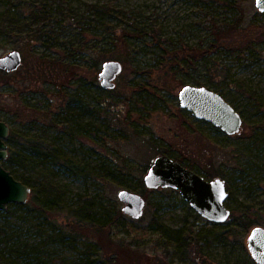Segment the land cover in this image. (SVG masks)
I'll return each instance as SVG.
<instances>
[{"label":"rangeland","instance_id":"374dc122","mask_svg":"<svg viewBox=\"0 0 264 264\" xmlns=\"http://www.w3.org/2000/svg\"><path fill=\"white\" fill-rule=\"evenodd\" d=\"M6 1L1 0L0 13L8 8ZM20 1L15 0L21 18L31 23L33 30L53 29L55 39H47L53 43L48 48L26 33L18 43L0 38V57L18 51L23 60L16 73L0 80V121L16 131L55 141L85 165L86 173L74 176L54 167L43 177L45 172L34 164H28L25 169L14 168L13 176L20 179L25 176L31 186L38 187L39 199L52 196L43 190L48 181L61 185L65 193L55 205L43 208L36 205L30 211L12 208L13 215L7 219L0 217L2 247L5 242L27 247L44 243L41 259L48 264L78 262L85 249L83 239L70 242L64 236L60 237L63 243L54 241L48 245L45 241L48 237L56 239L59 228L64 231L70 226L71 212L82 204L83 197L94 199L93 214L96 219L104 220V215L115 209L122 212L118 192L127 189L146 195L142 218L133 220L123 214L130 227H115L112 233L102 231L103 235L91 229L83 231L86 238L102 245L104 253L114 257L117 264H256L247 244L255 227L244 238H238L234 247L217 243L214 236L223 228L212 229L207 220L196 218L197 213L178 191L151 190L144 184L153 159L159 151L167 149L171 158L184 159L203 177L220 169L230 187L226 206L231 210L241 208L237 214L252 207L253 212L264 217V53L239 61L233 50L239 49V43H246L247 35L254 38L264 33V13L257 9L256 0L244 4V24L248 28H243V38H233L230 45L226 42L220 52L210 57L211 62L224 69L225 78L209 74L203 62H191L187 58L190 54L179 51L186 45L205 48L212 43L210 16L235 20V13L216 4L211 6L209 0ZM89 5L111 6L129 15L124 20L105 18L96 15ZM33 10L49 11L50 25L42 17L31 22ZM254 17L258 20L247 25ZM106 23L110 24L109 28ZM127 25L139 28L137 34L129 37L131 47L120 39ZM256 46L262 48L259 43ZM107 50L114 53L115 58L110 60L121 62L123 72L116 80V88L103 92L98 76L103 63L109 60ZM176 54L188 61L182 72H175ZM231 80L243 82L247 94L233 90L229 85ZM201 84L221 92L242 115L244 123L238 135L227 136L180 107L181 89ZM73 95H78L80 101L71 107L103 112L99 116L70 113L68 126L63 127L65 116L59 107ZM50 119L57 126L49 125V128ZM114 164L130 169L131 174L125 175L122 183L99 177L103 165L112 168ZM156 217L165 227L161 235L149 231ZM52 226L56 229L54 234ZM190 227L207 237L200 242V247L205 246L200 254L195 247L190 249L192 258L184 256L183 250L173 249L179 240L174 231L184 229L189 233Z\"/></svg>","mask_w":264,"mask_h":264},{"label":"trees","instance_id":"16d2710c","mask_svg":"<svg viewBox=\"0 0 264 264\" xmlns=\"http://www.w3.org/2000/svg\"><path fill=\"white\" fill-rule=\"evenodd\" d=\"M249 0H209L210 5L213 6L214 4L222 7L224 10L228 12L235 13V20H219L215 16H210L209 22V29L212 36V43H210L207 47H191L190 45H186L185 48L179 49V51L183 52V54H190L191 62H203L204 66L207 68V72L209 74H213L216 78L218 76H224L225 73L224 69L218 65L216 62H211L212 59L210 57L216 53L220 52L226 44L229 43L235 37L243 38L245 28V15L246 10L244 9V4ZM1 2V0H0ZM21 1L19 0V3ZM6 3L9 5L4 11L0 13V38H9L13 39L15 42H19L21 38H23V34L26 33L27 36H32L36 40L40 41L44 46L51 47L53 43H48L49 39H55L53 34V29L50 28L49 31L44 30L45 27L42 28L41 31L33 30L32 24L28 23V21L21 18V13L17 11L19 9V3H16L15 0H7ZM17 8V9H16ZM90 9L95 10L96 15L100 14L103 15L105 18L110 17L114 19H121L124 20L129 13L123 10H117L111 6H98V5H89ZM43 14V15H41ZM43 18L46 22L50 25L51 15L49 11L46 12H37L33 10L31 12V22L37 20L39 18ZM257 17H254L250 20L249 24H253L254 21H257ZM45 26V25H44ZM255 26V25H254ZM106 27L109 28L110 24L106 23ZM116 26H113V28ZM244 28V29H243ZM250 27L248 30H250ZM242 29V30H241ZM138 26L134 25H127L122 29V35L120 39H122L125 46L131 47L128 44V40L130 36H134L139 31ZM247 30V31H248ZM47 35V36H46ZM46 36V37H45ZM245 38L246 43L242 42L239 43V49L234 48V52L238 55V60L241 61L242 58H246L250 55H262L264 50L262 49L264 46V33L261 32L258 35H255L254 38L251 36ZM45 37V38H44ZM49 38V39H48ZM48 39V40H47ZM47 40V41H45ZM259 43L262 48L258 49L256 44ZM109 59H114V53L112 50H107ZM177 53V52H176ZM234 54V53H232ZM177 62L175 63L176 70L183 71V65H187L188 61L184 59H180L178 54L175 55ZM198 61V62H197ZM17 72V71H16ZM14 72V73H16ZM14 73H8L6 71L0 70V80L4 81V79L10 78ZM211 76L214 78V76ZM96 77L94 76V79ZM225 78V76H224ZM229 85L233 90L240 92L242 95L247 94L248 90L243 82L231 80ZM204 86V85H200ZM207 87V86H205ZM101 88V87H100ZM211 89V88H210ZM103 92H107L101 88ZM215 91V90H214ZM110 92V91H108ZM216 92L220 93L218 90ZM224 98L225 96L221 94ZM226 99V98H225ZM78 100V95H73L68 100H65L61 103L59 110L64 117V122L61 124L63 127L68 126L67 116L71 113L74 116H80L83 114H92L96 113L98 116L101 115L103 112L101 109L96 110L95 108H89L81 106L71 107L73 103H76ZM101 107L106 106L105 104H100ZM23 108H26L23 106ZM75 109V111H71V109ZM236 109V108H235ZM78 110V111H77ZM81 110L84 112L82 113ZM37 111V110H36ZM244 123V122H243ZM51 125H56V122L53 119H50L48 127L50 128ZM243 127V126H242ZM215 128V127H214ZM216 130L221 131L220 129L215 128ZM238 135V134H237ZM231 137V136H230ZM6 143L9 147V156L8 158L2 162L3 166L11 172L14 173V168L18 169H25L28 167V164H34L39 167V170L46 173L50 172L54 167H58L66 172L71 173L74 176H83L86 173L85 165L79 161L78 159L74 158L73 156L68 155L61 147L57 146L56 142L53 140H48L44 138L42 135L33 134L29 135L26 133H22L20 131H16L11 128L10 136L6 140ZM157 155H168L171 154L167 149L159 151ZM171 157V156H170ZM173 158V157H172ZM174 160L180 162L185 167L194 171V166L189 165L185 162L182 158H173ZM118 164V163H116ZM101 173L99 174L100 179H106L107 177L116 179L119 183L124 182V176L130 175V169L126 166L124 168H119L115 164L111 168L109 166L103 165L101 167ZM16 172V171H15ZM17 180L23 182L25 185H28L32 188L33 199H30L27 204L20 205V204H11L9 205L8 209L4 212L0 211V217L7 219L9 216L14 214L12 208L15 210L26 209L30 211L36 205H40L41 208L45 205H55L58 203V198L64 196L65 191L63 187L59 184H54V182H47L46 186H43V190L47 191L48 193L52 194V196L47 197L46 199H39L37 196L38 187H33L30 185V182L27 177L21 176V179L17 176H14ZM221 178L225 182V176L223 175L220 169H217L213 172L206 173L205 178L207 179H215ZM46 183V182H45ZM42 184V183H41ZM230 187L227 185V190L229 192ZM162 191V189L157 190ZM231 194L229 193V196ZM144 198L146 199V195L144 194ZM82 204L72 211L71 216L72 220L70 226L66 227L64 231L63 229L59 228V234L56 235V239L53 237H48L47 245L49 242H60L63 243V238L67 236L69 237L70 242H77L80 239L84 240V251L82 252V258L78 262H73L71 264H117L114 257L109 258L105 253L102 245H100L97 241L92 242L87 236H84V230H94L98 231L99 234L103 235L101 232L105 231L108 233H112L115 227H130L129 223L125 220L123 213L121 211H117L116 209L110 212L106 216L104 220L96 219L95 215L93 214L94 211V199L90 197H83ZM38 208V206H37ZM247 209L241 210L239 214H237V210L241 208H237L231 210V217L230 219L224 224H215L209 221H206L212 229L223 228L218 234L214 236V241L221 244H230L232 247L235 246V242L238 238H244L246 234L252 229L253 227L260 226L264 224V217L260 215V213L253 212L251 209L252 207H246ZM30 213V212H27ZM31 214V213H30ZM103 216V217H104ZM196 218L200 219L201 216L196 214ZM193 226L196 225L195 223L192 224ZM1 230V229H0ZM167 230V229H166ZM52 233L56 232V229L53 230L52 226ZM149 231L152 234H163L165 232V227L162 225L158 218H154L152 222V227H149ZM174 233L178 234L179 240L178 242L174 243V250L176 251H184V256L190 255V249L192 247L196 248L197 254H200L205 246L200 247V242L203 239H206L203 235V232H195L192 227L189 228V233L184 232V229L179 231H174ZM105 236V235H104ZM5 245L2 247L0 244V264H48L46 261L41 259V255H43V244L38 243L36 247H27V246H18L10 245V242H5ZM192 258V257H191ZM118 260V259H117ZM257 264V263H256Z\"/></svg>","mask_w":264,"mask_h":264},{"label":"water","instance_id":"95a60500","mask_svg":"<svg viewBox=\"0 0 264 264\" xmlns=\"http://www.w3.org/2000/svg\"><path fill=\"white\" fill-rule=\"evenodd\" d=\"M259 12L264 13V0H256ZM20 52L13 51L0 57V70L14 73L22 65ZM123 72V65L116 60L103 63L99 73L102 89L112 91L116 80ZM180 107L194 118L211 124L227 136L241 132L243 118L233 105L220 93L205 86L186 85L179 92ZM10 126L0 121V211L4 212L11 204L25 205L30 200L32 188L17 180L2 164L9 156L6 140ZM148 189H171L178 191L182 198L202 218L222 224L231 217V209L226 206L229 198L226 182L221 178L208 180L197 172L185 167L168 155H157L144 177ZM118 199L123 204L122 213L133 220L143 217L146 199L136 192L122 189ZM248 249L257 264H264V227L252 229L247 240Z\"/></svg>","mask_w":264,"mask_h":264},{"label":"flooded vegetation","instance_id":"af4514ba","mask_svg":"<svg viewBox=\"0 0 264 264\" xmlns=\"http://www.w3.org/2000/svg\"><path fill=\"white\" fill-rule=\"evenodd\" d=\"M206 220V219H205ZM212 223V222H211ZM216 224V223H215ZM222 224H224V223H222Z\"/></svg>","mask_w":264,"mask_h":264}]
</instances>
